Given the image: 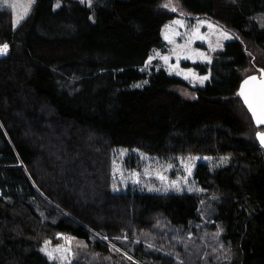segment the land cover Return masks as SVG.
<instances>
[{
  "label": "trees",
  "instance_id": "trees-1",
  "mask_svg": "<svg viewBox=\"0 0 264 264\" xmlns=\"http://www.w3.org/2000/svg\"><path fill=\"white\" fill-rule=\"evenodd\" d=\"M162 1L35 0L17 25L0 8V264H52L42 245L63 231L87 245L72 264H264V125L239 95L264 67V0ZM181 10L237 34L210 62L183 60L209 74L193 97L142 69ZM116 147L228 158L197 163L203 190L117 191Z\"/></svg>",
  "mask_w": 264,
  "mask_h": 264
},
{
  "label": "rangeland",
  "instance_id": "rangeland-1",
  "mask_svg": "<svg viewBox=\"0 0 264 264\" xmlns=\"http://www.w3.org/2000/svg\"><path fill=\"white\" fill-rule=\"evenodd\" d=\"M60 1L56 0V7L60 5ZM83 1H87L91 5L94 0ZM34 2L35 0H31V3L30 0H0V8H8L14 21L19 20L20 23L29 14ZM161 5L168 12L172 9H182L178 0H165L162 1ZM25 11L26 15H24ZM180 12L182 15L174 16L165 23L163 33L166 47H154L142 69L147 72L148 76L157 68H165L170 73L182 76L190 86H178L177 88L185 96L193 97L194 91L191 90V86L205 85L209 74L199 72L194 66H184L183 60L210 62L215 51L223 48L225 42L235 38L237 34L225 29L208 17H195L183 10ZM21 16L23 19H20ZM255 18L264 27V12ZM2 46L3 44L0 43V47ZM259 51L264 55V49ZM4 53H0V56ZM260 67L251 63L246 72L247 74L256 71L259 73ZM147 82L148 78H145L137 81L136 85L142 86ZM227 158L225 156L211 157L210 155L199 154L162 157L144 153L137 149L116 147L113 156L112 186L117 191L203 190L194 176L197 163L207 161L211 163L212 167H216L225 164ZM43 207L46 210L45 203ZM212 211L213 208L208 201L207 208L204 209V217L208 219L207 221H210L209 218L212 219L213 215L210 213ZM208 233L211 240H215L213 235L216 234V231L208 229ZM103 237L106 238L104 235ZM196 242L195 245L185 244L183 246L184 251L198 248L203 252L202 245L210 243L204 238L197 239ZM85 248L87 245L83 240L64 231L57 232L47 238L42 245V249L52 264H72L78 259V250ZM198 255L201 256L202 253L200 252Z\"/></svg>",
  "mask_w": 264,
  "mask_h": 264
},
{
  "label": "snow or ice",
  "instance_id": "snow-or-ice-1",
  "mask_svg": "<svg viewBox=\"0 0 264 264\" xmlns=\"http://www.w3.org/2000/svg\"><path fill=\"white\" fill-rule=\"evenodd\" d=\"M31 3V0H30ZM29 3V6H30ZM26 11L24 15H26ZM20 19H23V16L20 17ZM15 23H19V20L15 21ZM7 45H3L0 47V53L6 52ZM167 59V58H165ZM257 77L252 76L249 78V80L244 81V85H248L250 82H256ZM259 88L254 94V99L258 98L259 100V111L257 110V107L254 106V99H250L248 95L245 94L244 87L242 86L241 92L239 95H241L244 98L245 104L248 106L249 110L252 112L253 117L256 119L258 124H264V80L258 81ZM261 142L264 143V133L259 134Z\"/></svg>",
  "mask_w": 264,
  "mask_h": 264
},
{
  "label": "water",
  "instance_id": "water-1",
  "mask_svg": "<svg viewBox=\"0 0 264 264\" xmlns=\"http://www.w3.org/2000/svg\"><path fill=\"white\" fill-rule=\"evenodd\" d=\"M252 76H256L257 81L256 82H250L248 89L245 92V94L248 95L250 99H254V94L256 93V91L259 88L258 81L264 80V67H260V73H255V74L251 75L250 77H252ZM249 78H248V80H249ZM254 106L257 107V110L259 111V100H258V98L254 99ZM255 121H256V119H255ZM256 123H257V121H256ZM258 125L263 126L264 124H258ZM260 133H264V128L259 129L257 132V136H258V139L260 141V144L264 147V143L261 142V139L259 136Z\"/></svg>",
  "mask_w": 264,
  "mask_h": 264
},
{
  "label": "crops",
  "instance_id": "crops-1",
  "mask_svg": "<svg viewBox=\"0 0 264 264\" xmlns=\"http://www.w3.org/2000/svg\"><path fill=\"white\" fill-rule=\"evenodd\" d=\"M164 26H165V24H164ZM163 29H164V27H163Z\"/></svg>",
  "mask_w": 264,
  "mask_h": 264
}]
</instances>
